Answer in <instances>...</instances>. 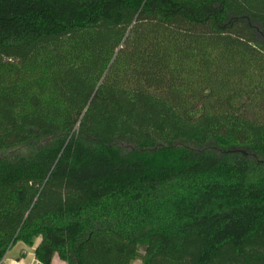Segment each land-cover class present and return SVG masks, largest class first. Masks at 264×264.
Instances as JSON below:
<instances>
[{"label": "trees", "instance_id": "1", "mask_svg": "<svg viewBox=\"0 0 264 264\" xmlns=\"http://www.w3.org/2000/svg\"><path fill=\"white\" fill-rule=\"evenodd\" d=\"M38 238L45 264H264V0H0V262Z\"/></svg>", "mask_w": 264, "mask_h": 264}, {"label": "crops", "instance_id": "2", "mask_svg": "<svg viewBox=\"0 0 264 264\" xmlns=\"http://www.w3.org/2000/svg\"><path fill=\"white\" fill-rule=\"evenodd\" d=\"M41 242L38 238L33 245H27L22 241L13 244L5 254L0 264H45L37 256V248ZM51 264H68L65 260L55 254Z\"/></svg>", "mask_w": 264, "mask_h": 264}, {"label": "rangeland", "instance_id": "3", "mask_svg": "<svg viewBox=\"0 0 264 264\" xmlns=\"http://www.w3.org/2000/svg\"><path fill=\"white\" fill-rule=\"evenodd\" d=\"M92 142H96L105 146H121L124 148H138L139 143L135 141L134 138L128 137V136H119L115 139H101L97 137H89ZM179 146L181 147H186V148H197L196 145H194L191 142L187 141H182L178 143ZM215 147L214 145H210V148ZM216 149V148H215ZM238 152L243 155H248L249 152H247L244 148H237ZM134 264H141L140 260H137Z\"/></svg>", "mask_w": 264, "mask_h": 264}, {"label": "built area", "instance_id": "4", "mask_svg": "<svg viewBox=\"0 0 264 264\" xmlns=\"http://www.w3.org/2000/svg\"><path fill=\"white\" fill-rule=\"evenodd\" d=\"M2 260H3V259H2ZM2 260H1V262H2ZM1 262H0V263H1Z\"/></svg>", "mask_w": 264, "mask_h": 264}]
</instances>
